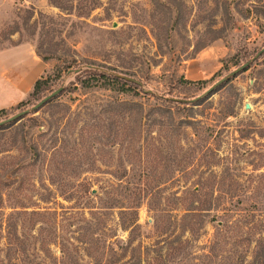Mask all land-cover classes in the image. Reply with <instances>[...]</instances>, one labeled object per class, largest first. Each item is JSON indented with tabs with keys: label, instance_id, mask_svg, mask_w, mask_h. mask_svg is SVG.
I'll list each match as a JSON object with an SVG mask.
<instances>
[{
	"label": "rangeland",
	"instance_id": "obj_1",
	"mask_svg": "<svg viewBox=\"0 0 264 264\" xmlns=\"http://www.w3.org/2000/svg\"><path fill=\"white\" fill-rule=\"evenodd\" d=\"M221 1L175 0L168 12L150 0H0V51L20 47L10 71L16 78L22 73L23 54L45 60L18 103L0 114L2 122L29 111L0 129V264H156L158 256L164 264H264V51L247 71L208 92L264 48V19L241 17L240 5L217 33L224 27ZM91 60L138 80L146 92L202 99L188 113L193 128L171 132L169 145L155 133L140 159L139 143L129 144L131 127L119 130L115 144L94 143L78 158L71 150L74 130L63 156L48 152L31 160L27 145L34 142L42 153L56 131L48 126L64 106L77 112L112 95L80 88L78 73ZM179 78L205 83L178 84ZM39 79L50 81L40 100L60 89V107L32 110L40 100L27 94ZM64 122L58 148L66 141ZM39 131L46 136L40 139ZM119 163L129 189L140 171L150 170L141 184L151 194L141 196L135 217L121 215L139 188H116ZM198 188L205 189L200 200L210 211L193 235L182 217L191 203L200 205L191 195ZM215 241L217 256H206Z\"/></svg>",
	"mask_w": 264,
	"mask_h": 264
},
{
	"label": "trees",
	"instance_id": "obj_2",
	"mask_svg": "<svg viewBox=\"0 0 264 264\" xmlns=\"http://www.w3.org/2000/svg\"><path fill=\"white\" fill-rule=\"evenodd\" d=\"M150 1L158 9L163 7L168 12H171L173 7L177 5L175 0ZM220 1L221 0H214L217 6ZM221 2L222 13L224 16V27L221 28L217 33L226 30V28L230 26L234 17L232 11H235V7H239L240 5L245 7L243 10H236V13L241 17L246 19L251 14H255L264 19V0H222ZM234 28L239 29L238 26ZM220 38V35L214 36L210 38V40L204 42L202 45L196 46L193 49L195 51H200L201 49L209 46L210 43ZM37 56L42 62H45L44 58H41L39 55ZM90 63L92 66H87L88 68L86 69H78L80 70L78 73V76L80 77H78L77 81L80 85V88L85 90L91 87H96L105 91H109L112 93V95L100 103H97L95 107L82 105V107L79 108L77 112H71L70 107L64 106L61 116L48 126V129H55L56 131L46 140V143L42 144V153L39 151L37 147L38 145L34 142L27 145V153L31 156V160L38 161L42 154L47 155L48 152L52 158L63 156V151H67L68 149L67 144H70L68 138L70 136L71 138L74 137V130L77 132L76 137L72 138L73 148L71 150L75 153L74 158H78L83 156L87 147H92V144L94 143H99L104 147L115 144L116 141L121 137L119 130L122 129L126 132L131 127L129 130L132 131V134L130 136L131 138L129 140V144L133 146L134 143H139V148L136 152L140 159L141 153L144 152L147 147L153 145L152 141H156L154 137L155 133H163L165 135L163 140L165 141L166 145H169V134L171 132H175L178 135L181 134L182 129L186 127L193 128L192 122L189 120L190 116H188V113L192 110L193 106L199 105V103L202 102V99L197 100L194 102V104L192 101L196 99L197 96L179 98L175 96H169L170 94L167 92H162L160 94L146 92L142 89V84L138 80L127 76V74H122L109 66L104 67L102 65L99 67L98 65L100 64L94 60H91ZM250 66L251 63L249 64V67ZM248 68L245 71H247ZM176 83L184 85H202L205 82L201 81L192 83L184 80L183 78H179L176 80ZM222 87L223 85L215 90V92ZM49 88L50 81L39 79L32 85L31 92L28 93L27 96L35 101H39L42 97V93L47 91ZM57 97L58 96H56L54 100L48 102L46 105L60 107V103H55L57 101ZM24 104L25 101H22L15 108L18 109ZM3 112H5V110H0V114ZM185 112H187V116L182 115H185ZM31 113L33 114L34 112ZM62 120H65L66 122H64L62 125V130L64 131L63 133H65L66 141H63V146L58 148L57 143L59 139L57 138V134L59 123ZM30 127H33V125L29 126V128ZM35 128L38 130L37 125H35ZM0 129H3V127L1 126ZM95 134L99 135L100 138H98ZM45 136L46 133H40L39 138L42 139ZM125 137L126 135L124 136V141ZM112 138H114L113 141L111 140ZM157 141L161 142V137H159ZM66 155L68 156L69 154L67 153ZM118 169L121 171L118 176L119 183L116 188L121 190L124 189L125 191L139 188L137 189L138 194L136 198L130 202L131 206L126 207L125 209L124 207H121V209H124L121 211V215H123L125 212H130V214L135 217L141 196L151 194L150 190L147 189L148 183L144 184V186L141 184L142 180L146 182L148 181L150 170L146 167L144 170L140 171L137 180L138 182L135 184L130 182L128 183V185H132L135 188L129 189L127 185H123L122 180L126 175V170L123 168L122 163L118 164ZM131 172H135V168H132ZM135 175L136 173H134V176ZM214 179L215 178H212V180L208 182L213 185L215 183ZM141 186L144 188H141ZM204 192V188L192 190V197H195L197 201L200 202V205L192 206L191 203V206L188 209H185V213L182 217V222L184 224L183 229H188V231L193 235L198 229H202V226L205 223L204 219L207 218L208 211H210L209 209L202 208L203 206L200 198L202 196H206ZM158 223L159 222L156 223V220H154V226L156 228H158ZM169 243L171 242L169 241ZM218 245V241H215L210 247V251L206 256H217ZM156 251H159V249ZM134 261L135 260L133 258L127 263ZM155 261L156 264H164L162 256H158ZM135 264L141 263L140 261H137Z\"/></svg>",
	"mask_w": 264,
	"mask_h": 264
},
{
	"label": "crops",
	"instance_id": "obj_3",
	"mask_svg": "<svg viewBox=\"0 0 264 264\" xmlns=\"http://www.w3.org/2000/svg\"><path fill=\"white\" fill-rule=\"evenodd\" d=\"M15 49H20V47L0 51V65H2L0 71V110H5L18 103L22 98V93L29 89L32 74L39 76L43 71L41 68L43 62L40 61L39 57H26L22 53L23 55L18 59L24 69L16 78L14 73L10 71V65L14 63V54L18 52Z\"/></svg>",
	"mask_w": 264,
	"mask_h": 264
},
{
	"label": "water",
	"instance_id": "obj_4",
	"mask_svg": "<svg viewBox=\"0 0 264 264\" xmlns=\"http://www.w3.org/2000/svg\"><path fill=\"white\" fill-rule=\"evenodd\" d=\"M264 51V48L255 56L253 57L252 60H250L249 62H246L244 64H242L241 66H239L237 69H235L234 71L230 72L227 76L221 78L217 83H215L209 90L208 92H213L214 90H217L220 86H222L223 84H225L230 78H233L235 76H237L238 74L244 72L248 67L249 64L257 59L260 55V53H262ZM60 92V89L53 92L52 94L46 96L45 98H43L40 102H38L33 108L32 110H38L39 108H41L42 106H44L46 103H48L51 99H53L54 97H56ZM28 110L21 112L19 114H16L15 116L9 118L8 120H4L2 122H0V126L9 123V122H13V121H18L20 118H22L23 116L28 114Z\"/></svg>",
	"mask_w": 264,
	"mask_h": 264
}]
</instances>
